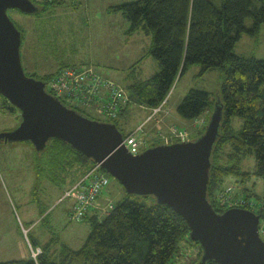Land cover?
Listing matches in <instances>:
<instances>
[{
	"label": "trees",
	"instance_id": "trees-1",
	"mask_svg": "<svg viewBox=\"0 0 264 264\" xmlns=\"http://www.w3.org/2000/svg\"><path fill=\"white\" fill-rule=\"evenodd\" d=\"M255 1L262 5L257 7ZM60 2H35L40 7L37 15ZM111 11L125 16L130 23L129 33L143 31L152 37L150 54L161 67L150 80L129 86L132 103L148 109L159 107L193 65L201 67V75L214 69L224 72L218 92L223 121L211 158L208 198L218 213L234 204L233 208L260 215L263 224L264 193L256 192L255 182L252 187L248 184L257 177L264 182V60L239 56L235 47L245 32L254 33L264 23V0H138L112 7ZM249 18L254 21L253 29L246 27ZM62 68L40 79L47 83ZM216 101L211 93L192 89L178 107V114L195 121L213 110ZM77 111L87 116L82 110ZM233 118L243 121L240 132H235ZM113 124L118 126L117 122ZM36 152L45 164L44 168L36 167L37 178L57 184L73 186L94 164L59 139H52L44 151ZM249 155L256 158V172L242 169V162ZM232 177L243 186L235 194L225 187L226 180ZM150 198L155 200L128 195L102 219L89 214L84 220H90L91 232L80 249L62 245L60 250L52 251V242L41 246L29 239L30 247L42 251L37 262L30 249L29 260L0 264H180L177 258L184 241L199 249L187 264H200L203 250L199 243L187 240L190 229L186 221L156 200L152 205L144 202ZM221 198L228 200L224 206ZM241 201L243 204L238 205Z\"/></svg>",
	"mask_w": 264,
	"mask_h": 264
},
{
	"label": "rangeland",
	"instance_id": "rangeland-1",
	"mask_svg": "<svg viewBox=\"0 0 264 264\" xmlns=\"http://www.w3.org/2000/svg\"><path fill=\"white\" fill-rule=\"evenodd\" d=\"M61 1L40 15H26L17 10L8 12L11 20L23 32L22 62L28 76L40 79L63 66H92L97 72L121 83L128 92L127 89L132 84L150 80L160 72L159 63L150 54L152 37L143 31L129 33L130 23L125 16L111 11L112 7L138 0ZM255 4L257 7L262 5L257 1ZM246 27L254 28L253 19L246 20ZM235 54L264 60V23L256 32L243 34L236 44ZM223 81L224 72L221 69L210 70L201 75L200 66H191L177 81L168 102L162 112L152 119L153 122L163 116L168 121L173 119L172 123L180 119L189 128L186 131L189 140H194L205 132L213 110L205 115V119L203 116L195 121H188L179 116L178 107L192 89L207 91L211 93L212 99L217 98ZM1 99L0 134L13 131L22 120L20 111L12 113L7 101L2 97ZM129 106V115L124 114L115 121L125 136L153 112V109H140L132 102ZM135 107L137 108L134 109ZM83 112L92 119L107 121L93 109ZM151 124L152 122L150 126ZM232 126L235 132H240L244 123L239 118H233ZM178 127L179 131H185L182 124H178ZM174 128H171V132ZM161 136L154 141H157L155 146L173 143L171 139L167 141ZM170 136L171 133L166 135ZM150 145L153 143L150 142ZM151 147L154 146L148 144L142 151ZM36 151L30 142L0 141V262L29 260V239L41 246L52 242V251L60 250L62 245L77 250L82 248L91 232L89 219H70L69 210H72L75 202L63 197L69 185L37 178L36 167L44 168L45 164ZM242 169L256 172L254 155L244 159ZM226 181L227 192L232 190L235 194L243 187L237 185L234 177ZM253 182L256 183V192L263 194V180L257 177L248 187H252ZM128 195L124 187L110 176V184L101 194V204L106 202L103 205L106 207L99 213L100 219L107 214L109 204H117L128 198ZM61 197V201H58ZM133 199L137 200L135 197ZM144 202L152 205L155 200L150 198ZM24 230L27 231L26 234ZM189 239L190 236L187 240ZM181 247L177 258L180 264L190 263L191 255L199 252L198 246L185 241L181 243Z\"/></svg>",
	"mask_w": 264,
	"mask_h": 264
},
{
	"label": "water",
	"instance_id": "water-1",
	"mask_svg": "<svg viewBox=\"0 0 264 264\" xmlns=\"http://www.w3.org/2000/svg\"><path fill=\"white\" fill-rule=\"evenodd\" d=\"M10 10L33 15L40 7L33 0H0V96L22 117L16 129L0 134V141L30 142L38 152L52 139L69 144L100 164L129 195L153 197L178 213L202 247L200 264H264L261 216L245 208L218 213L208 198L211 158L223 121L219 95L200 137L160 144L135 156L122 146L124 136L116 124L67 107L47 92L45 81L26 74L23 35Z\"/></svg>",
	"mask_w": 264,
	"mask_h": 264
},
{
	"label": "built area",
	"instance_id": "built-area-1",
	"mask_svg": "<svg viewBox=\"0 0 264 264\" xmlns=\"http://www.w3.org/2000/svg\"><path fill=\"white\" fill-rule=\"evenodd\" d=\"M41 2L46 0H33ZM51 1V0H49ZM48 93L59 99L67 107L75 110L93 109L103 116L108 123L117 121L125 109L130 105V95L124 87L100 75L92 66L64 67L46 83ZM170 96V95H169ZM168 98L157 108H154L148 121L156 118L168 102ZM145 134V124L136 128L123 138L124 146L131 154L139 155L147 146V140L142 138ZM163 139L173 142L189 141L186 131L173 129L170 137L164 135ZM171 142V141H170ZM145 151V150H144ZM110 184V176L102 169L100 164L94 163L91 168L73 185L64 195V199L71 198L75 204L70 212L73 221L84 220L97 207V202L103 190ZM222 206L228 202L221 198ZM230 202V201H229ZM243 204L241 201L240 204ZM230 207H235L234 204ZM114 204H109L108 212L113 210ZM231 209V208H230ZM104 210V209H103ZM107 212V213H108ZM264 222V220H263ZM260 223L262 221L260 220ZM27 233V231H25ZM261 236L264 235V223L260 224ZM31 255L37 262L41 249L30 247Z\"/></svg>",
	"mask_w": 264,
	"mask_h": 264
},
{
	"label": "crops",
	"instance_id": "crops-1",
	"mask_svg": "<svg viewBox=\"0 0 264 264\" xmlns=\"http://www.w3.org/2000/svg\"><path fill=\"white\" fill-rule=\"evenodd\" d=\"M126 35H127V33H126ZM128 36V35H127ZM97 71V70H96ZM99 73V72H98ZM100 75H102L103 77H105V78H107V79H109L110 78V76H108V75H105L104 76V74H102L101 72L99 73ZM110 80H112V79H110ZM112 81H114V82H116L117 84H121V83H119V82H117V81H115V80H112ZM122 85V84H121ZM2 105V99H1V96H0V106ZM137 107H135L134 109H136ZM138 108H142L143 110H146L147 108H145V107H141V106H139L138 105ZM129 110H130V106L128 105V107L126 108V110L123 112V114L122 115H124V114H127V116L129 115ZM209 114V113H208ZM121 115V116H122ZM150 116L151 115H149L146 119H144L143 121H141V122H139L138 124H137V126H135L134 127V129H132V131L134 132L135 131V129L137 128V127H139V126H141V125H143V124H145V134L142 136V138H145L146 140H147V145L149 144V146H155L154 144L157 142H155L154 143V141L155 140H157V137L158 136H160V135H170V133H171V128H173V127H175V129L177 128V129H179V127H178V124L179 125H183L184 126V130L185 131H187L189 128H187L188 126L186 125V123H182L183 121H181L180 119V121L177 119V120H175L176 122H174V123H172V120H170V121H168V118H166L165 116H163L162 118H160L159 120H157V121H155V122H153V120H151V121H148L149 120V118H150ZM207 117V116H206ZM205 116H204V119L206 118ZM174 121V120H173ZM152 122V124H151V126H150V123ZM174 124H176V125H174ZM132 131L131 132H129L128 134H130V133H132ZM150 142H152L153 143V145H150ZM162 143V142H161ZM71 187V185H69L68 186V189ZM68 189H66L65 190V192L68 190ZM65 195V194H64ZM64 197V196H63ZM63 197H61V198H59L58 199V201H61V199L63 198ZM101 196L99 197V199H98V202H97V207H96V209L94 210V211H92L91 213H90V215L89 216H94V215H100L99 213H101V212H103V209H104V207H106V206H103V205H105V203L104 204H101ZM108 202V201H107ZM73 204H74V202H73ZM114 204V203H113ZM107 205V204H106ZM103 208V209H102ZM71 212V209L69 210V213ZM24 231H26V230H24ZM25 234H26V232H24ZM39 243V242H38ZM40 245V244H39Z\"/></svg>",
	"mask_w": 264,
	"mask_h": 264
},
{
	"label": "flooded vegetation",
	"instance_id": "flooded-vegetation-1",
	"mask_svg": "<svg viewBox=\"0 0 264 264\" xmlns=\"http://www.w3.org/2000/svg\"><path fill=\"white\" fill-rule=\"evenodd\" d=\"M42 80V79H41ZM7 105H8V107H9V104H8V102H7Z\"/></svg>",
	"mask_w": 264,
	"mask_h": 264
}]
</instances>
